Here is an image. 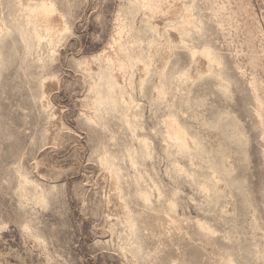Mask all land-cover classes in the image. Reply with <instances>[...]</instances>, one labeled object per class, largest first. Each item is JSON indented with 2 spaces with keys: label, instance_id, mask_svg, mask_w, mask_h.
<instances>
[{
  "label": "rangeland",
  "instance_id": "1",
  "mask_svg": "<svg viewBox=\"0 0 264 264\" xmlns=\"http://www.w3.org/2000/svg\"><path fill=\"white\" fill-rule=\"evenodd\" d=\"M0 264H264V0H0Z\"/></svg>",
  "mask_w": 264,
  "mask_h": 264
},
{
  "label": "bare ground",
  "instance_id": "2",
  "mask_svg": "<svg viewBox=\"0 0 264 264\" xmlns=\"http://www.w3.org/2000/svg\"><path fill=\"white\" fill-rule=\"evenodd\" d=\"M48 10H50L49 7H47L46 5H44V6H43V11H44L45 13H49Z\"/></svg>",
  "mask_w": 264,
  "mask_h": 264
}]
</instances>
